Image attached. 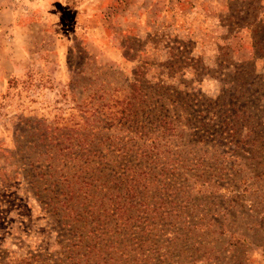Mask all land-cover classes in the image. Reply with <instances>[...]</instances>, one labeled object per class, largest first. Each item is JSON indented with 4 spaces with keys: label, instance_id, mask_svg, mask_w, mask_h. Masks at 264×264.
<instances>
[{
    "label": "rangeland",
    "instance_id": "1",
    "mask_svg": "<svg viewBox=\"0 0 264 264\" xmlns=\"http://www.w3.org/2000/svg\"><path fill=\"white\" fill-rule=\"evenodd\" d=\"M124 253L264 264V0H0V264Z\"/></svg>",
    "mask_w": 264,
    "mask_h": 264
},
{
    "label": "trees",
    "instance_id": "2",
    "mask_svg": "<svg viewBox=\"0 0 264 264\" xmlns=\"http://www.w3.org/2000/svg\"><path fill=\"white\" fill-rule=\"evenodd\" d=\"M130 104V102L128 103V105ZM123 111L125 112L126 111V109H123ZM138 196V193H134V196ZM129 206V204L127 203V200H126V198L125 199H123L122 198V196L120 197V196H118V197H116V200L114 199L113 200V202H112V204H111V212H112V214H113V216L118 220V223L119 222H121V221H123L124 220V218H125V215L126 214H129L128 212H129V210L127 209V207ZM159 211V210H158ZM167 214H171L170 212H168ZM136 218V217H135ZM146 221H149V219L147 218L146 219ZM125 226V225H124ZM136 231L134 232V234L137 236L136 238H135V240L137 241V243L138 244H141L142 242H143V240H142V238L140 237L139 238V235L140 234H146V233H149V228H147V226L145 227V226H143L142 225V227L141 226H137L136 227V229H135ZM180 231V230H179ZM126 232H125V229L123 230H121V232L119 233V235L116 237V239L118 240V241H120L121 242V238L123 239V238H125L126 237ZM150 236L151 235H149L148 237L150 238ZM111 242V241H110ZM122 242H123V240H122ZM123 252H126L124 249H121ZM136 254H138V252L136 253ZM105 254L104 253H101V252H98L95 256H94V259H96V260H98V261H100V259H102V257L104 256ZM71 257V256H70ZM72 258H74V257H72ZM121 258H126L127 260H128V264H131V256H129V254H126V253H124V254H122L121 255ZM79 259H81V258H79ZM72 260H74L75 261V259H72ZM76 261H79L78 259H76ZM75 261V262H76ZM75 262H73V264H76ZM78 264H82V263H78ZM110 264H120V262L118 261V260H114V258L112 257V256H110Z\"/></svg>",
    "mask_w": 264,
    "mask_h": 264
}]
</instances>
